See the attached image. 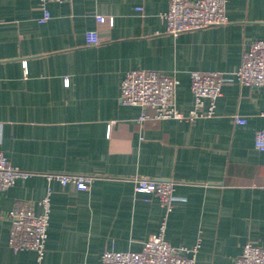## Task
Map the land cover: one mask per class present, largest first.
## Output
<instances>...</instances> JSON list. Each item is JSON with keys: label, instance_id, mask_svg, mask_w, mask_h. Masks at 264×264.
<instances>
[{"label": "crops", "instance_id": "0c3cea01", "mask_svg": "<svg viewBox=\"0 0 264 264\" xmlns=\"http://www.w3.org/2000/svg\"><path fill=\"white\" fill-rule=\"evenodd\" d=\"M169 1H50L40 22V0H0V151L31 173L0 192V264H101L107 249L140 251L166 215V239L199 245L196 264H234L248 241L264 245V151L255 147L264 86L225 85L215 115L194 122L120 100L127 71L159 69L178 78L177 107L188 112L192 71L232 74L264 39V0H227L228 24L177 36L166 33ZM89 30L100 44L86 43ZM143 111L150 118L139 121ZM48 173L94 181L83 191ZM136 177L174 181L173 210L135 191ZM49 190L40 260L10 246L8 213L21 201L41 212Z\"/></svg>", "mask_w": 264, "mask_h": 264}, {"label": "built area", "instance_id": "2783aa9c", "mask_svg": "<svg viewBox=\"0 0 264 264\" xmlns=\"http://www.w3.org/2000/svg\"><path fill=\"white\" fill-rule=\"evenodd\" d=\"M50 1L40 0L44 11L40 22L50 19L47 7ZM227 0H170L164 13L166 33L177 36L184 32L226 25L230 22L227 14ZM142 10V7H138ZM98 23H105V15H96ZM113 25V17H109ZM101 40L96 30L86 33L88 45H98ZM256 87L264 86V39L254 41L242 55L239 67L232 73L222 71L194 70L190 74V89L193 105L188 112L177 107L176 90L179 80L176 76L159 69L138 68L125 73L120 87V100L125 105H138L152 108L154 119H178L194 122L215 115L217 100L223 95L227 84ZM150 118L145 111L138 120ZM235 122L246 124V117L235 115ZM255 147L264 151V129L255 135ZM31 173L11 163L0 151V192L12 187L19 178H27ZM49 180H56L63 186L73 184L79 190H89L94 176L81 173H48ZM175 183L172 180H156L149 177H136L135 191L154 193L166 209V214L173 210ZM42 211H35V204L30 201L17 203L8 213L10 221L9 244L15 250H33L38 258L43 259L48 238V226L51 213V190L38 201ZM167 215L160 224L157 233L144 241L140 251H118L107 249L102 254L101 264H196L199 245L190 249L176 247L166 239ZM234 264H264V245L248 241L242 252L237 255Z\"/></svg>", "mask_w": 264, "mask_h": 264}]
</instances>
